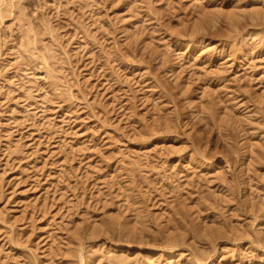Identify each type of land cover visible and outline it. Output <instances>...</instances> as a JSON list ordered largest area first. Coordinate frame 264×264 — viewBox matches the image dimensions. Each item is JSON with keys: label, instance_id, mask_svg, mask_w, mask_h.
<instances>
[{"label": "rangeland", "instance_id": "obj_1", "mask_svg": "<svg viewBox=\"0 0 264 264\" xmlns=\"http://www.w3.org/2000/svg\"><path fill=\"white\" fill-rule=\"evenodd\" d=\"M0 6V264H264V0Z\"/></svg>", "mask_w": 264, "mask_h": 264}, {"label": "bare ground", "instance_id": "obj_2", "mask_svg": "<svg viewBox=\"0 0 264 264\" xmlns=\"http://www.w3.org/2000/svg\"><path fill=\"white\" fill-rule=\"evenodd\" d=\"M6 2H7V1H6ZM12 4H13V3H12ZM18 4H19V3H18ZM17 6H18V5H17ZM0 7H1V6H0ZM13 10H14V9H13ZM1 12H2V11H1ZM1 12H0V14H1ZM24 13H25V12H24ZM255 13H257V12H255ZM3 14H4V13H3ZM15 14H16V13H15ZM19 14H20V13H19ZM4 15H6V13H5ZM21 15H22V14H21ZM242 16H243V15H242ZM245 16H246V15H245ZM262 16H263V15H262ZM19 17H20V16H19ZM23 17H25V15H24ZM1 18H2V17H0V19H1ZM23 19H24V18H23ZM1 20H2V19H1ZM3 20H4V19H3ZM242 20H243V19H242ZM255 20H256V19H255ZM262 20L264 21L263 18H262ZM30 21H31V20H30ZM22 22H23V21H22ZM25 22H26V21H25ZM249 22H250V21H249ZM249 22H248V23H249ZM26 23H27V22H26ZM258 23H259V22H258ZM27 25H28V24H27ZM49 25H50V24H49ZM256 25L258 26V24H256ZM260 25H261V24H260ZM263 25H264V23H263ZM43 27H44V26H43ZM253 27H254V26H253ZM22 28H23V27H22ZM24 28H25V27H24ZM28 28H29V27H28ZM30 28H32V27H30ZM49 28H50V27H49ZM256 28H257V27H256ZM25 29H26V28H25ZM240 30H241V29H240ZM258 30H259V29H258ZM245 31H246V30H245ZM36 32H38V31H36ZM250 32H251V31H250ZM26 33H27V32H26ZM50 34H51V33H50ZM34 35H35V34H34ZM252 35H253V34H252ZM262 36H263V35H262ZM248 38H249V37H248ZM245 39H246V38H245ZM191 40H192V39H191ZM202 40H203V39H202ZM28 41H29V40H28ZM261 43H262V42H261ZM28 44H29V43H28ZM38 48H39V47H38ZM41 48H42V47H41ZM43 48H44V47H43ZM48 48H49V47H48ZM48 48H47V50H48ZM222 48H223V47H222ZM40 50H41V49H40ZM204 50H205V49H204ZM28 51L30 52V50H28ZM35 51H36V50H35ZM36 52H37V51H36ZM51 52H52V51H51ZM30 53H31V52H30ZM43 54H44V53H43ZM48 54H49V53H48ZM25 55H26V54H25ZM39 55H40V54H39ZM53 55H54V53H53ZM43 56H44V55H43ZM37 57H38V56H37ZM52 57H53V56H52ZM50 58H51V57H50ZM47 59H48V58H47ZM43 60H44V59H43ZM30 61H31V60H30ZM44 61H45V60H44ZM50 61H51V60H50ZM39 62H40V60H39ZM42 62H43V61H42ZM44 63H45V62H44ZM52 63H53V62H52ZM42 64H43V63H42ZM46 66H47V65H46ZM50 66H51V65H50ZM47 69H50V68H47ZM42 70H43V69H42ZM45 70H46V69H45ZM45 70H44V71H45ZM49 72H50V71H49ZM54 73H55V72H54ZM54 73H53V74H54ZM51 75H52V74H51ZM55 75H56V74H55ZM50 81H51V80H50ZM50 85H51V84H50ZM56 88H57V87H56ZM243 103H244V102H243ZM243 103H242V104H243ZM257 103H258V102H257ZM257 103H256V104H257ZM255 106H256V105H255ZM261 106H262V104H261ZM257 107H258V106H257ZM257 109H258V108H257ZM253 110H254V109H253ZM261 110H262V109L259 108V111L257 110L258 112H256V109H255V111H254V112L257 113V117H254V118H257V120H258V122H257V123H258V127H259V125H260V127L262 126V128H260V130L264 128V127H263V126H264V113H261ZM249 111H250V110H249ZM263 112H264V111H263ZM253 116H254V113H253ZM255 124H256V122H255ZM173 128H174V127H173ZM263 130H264V129H263ZM263 130H262V131H263ZM171 131H173V130H171ZM256 131H258V128H257ZM260 132H261V131H260ZM261 137H262V136H261ZM261 151H262V150H261ZM263 154H264V152H263ZM260 156H261V155H260ZM226 163H227V162H226ZM261 164H262V163H261ZM225 165H226V164H225ZM227 166H228V165H227ZM262 228H263V227H262ZM256 239H259V238H256ZM258 242H260V241H258ZM179 243H181V242H179ZM174 244H175V243H174ZM178 245H179V244H178ZM181 245H182V244H181ZM181 245H179V246H181ZM81 246H82V245H81ZM171 246H172V244H170V247H171ZM80 248H81V247H80ZM175 248H177L176 245H175ZM262 248H263V247H262ZM80 251H81V250H80ZM197 253H198V252H197ZM197 253L195 252L196 255H197ZM198 255H200V257H201V256L204 257L206 254H205V255L198 254ZM191 256H192V255H191ZM207 256H208V255H207ZM121 257H122V256H121ZM194 257H195V256H194ZM205 257H206V256H205ZM208 257H209V256H208ZM208 257H207V258H208ZM197 258H199V257L197 256ZM201 258H202V257H201ZM201 258H200V259H201ZM207 258H206V259H207ZM200 259H199V260H200ZM203 259H204V258H203ZM206 259H205V260H206ZM208 259H209V258H208ZM208 259H207V261H208ZM114 260H115V259H114ZM194 260H195V258H194ZM205 260H203V261L205 262ZM111 261H112V259H111ZM118 261H119V260H118ZM200 261H201V260H200ZM115 262H116V260H115ZM115 262H114V263H115ZM195 262H197V261H195ZM201 263H202V262H201ZM198 264H199V261H198ZM205 264H206V262H205Z\"/></svg>", "mask_w": 264, "mask_h": 264}]
</instances>
